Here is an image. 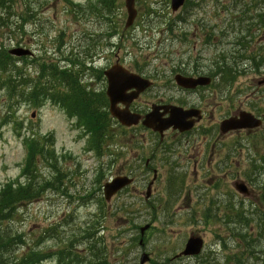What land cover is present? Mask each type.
<instances>
[{
	"label": "rangeland",
	"instance_id": "1",
	"mask_svg": "<svg viewBox=\"0 0 264 264\" xmlns=\"http://www.w3.org/2000/svg\"><path fill=\"white\" fill-rule=\"evenodd\" d=\"M72 1L81 7H69L65 0H16L25 18L20 44H9L6 36L0 44L8 50L28 46L36 51L45 42L50 48L51 43L67 46L83 38L91 47L95 39L83 35L87 26L82 23L91 19L89 7L98 1ZM117 2L114 14L106 13L109 20L100 21L102 28L96 24L92 28L105 33L102 55L114 60L116 52L134 51L136 66H172L187 58L208 73L222 58L229 63V40L238 37L245 24L254 28L260 19L264 29V0H196L200 6L189 5L177 12L168 0H142L141 19L121 48L120 43L114 46L106 39L115 27L123 31L126 12L122 0ZM151 2L154 14L148 12ZM132 33L137 34V51L127 41ZM16 65L24 76L18 89L15 82L13 86L6 83L12 75L0 71V190L8 183L26 188L37 179L45 189L37 200L18 204L14 216L2 224L9 235H21L24 241L12 247L9 255L20 257L33 248L43 255L36 264H90L96 256L110 264H140L143 253L150 256L146 264H264V174L252 168H210L202 162L196 166L194 154L182 144L178 149L182 160L176 165H168L170 155L156 158L159 180L151 188L152 208L145 199L153 175L146 179L144 167L137 168L141 157L144 163L152 155L151 137L134 139L118 133L110 148L102 146L101 153L91 149L92 143L71 113L45 98L30 100L28 93L37 78L34 62L21 60ZM217 103L214 119L229 109L227 101ZM32 141L41 152L31 165L27 142ZM43 153L51 154L54 167L43 160ZM114 158L118 160L113 164ZM61 174L60 189L46 187V182L54 183ZM128 174L136 178L134 186L106 203L105 183ZM242 181L255 189L253 196L236 189L235 183ZM147 224L150 229L141 246L140 229ZM190 236L203 238L202 253L176 258Z\"/></svg>",
	"mask_w": 264,
	"mask_h": 264
},
{
	"label": "flooded vegetation",
	"instance_id": "2",
	"mask_svg": "<svg viewBox=\"0 0 264 264\" xmlns=\"http://www.w3.org/2000/svg\"><path fill=\"white\" fill-rule=\"evenodd\" d=\"M97 1L89 7V11L92 12V17H89L91 19L82 23L87 26L83 35L95 39L91 47L86 45L83 38L77 44L72 40L67 46L61 43L57 47V43H51L48 48L46 42L41 44L33 58L37 69L36 80L42 84L47 83V66L81 72L83 94L98 95L100 102L105 105L103 111L109 112L110 100L106 93L108 78L105 72L113 65L121 64L129 73L137 75V80L141 83L140 89L143 87V90L140 92L138 88L127 90L124 103H117V108L131 114L133 118H139L138 123L130 127L124 126L109 112L107 121L111 124L106 126L105 133L114 137L118 133H126L134 139L146 135L151 137L154 143L152 155L146 156L144 163L141 157L140 165L137 166L140 169L144 167L142 173L146 179L149 174L153 175L152 180L147 184V189L151 183V188H154L159 180L155 164L158 154H161L163 160L170 155L168 165H176L182 160L181 151L178 150L182 144L194 154L196 166L197 163L202 162L210 165V168L222 170L252 168L264 174V29L263 24L259 22L260 19L257 20L254 28H248L245 24L238 37L229 40V76L225 82L219 81L222 76L219 74L218 66L206 73L197 62L191 64L187 58L181 59L178 64L162 67L134 65L133 57L137 59L134 51H130L129 55L116 52L113 56L114 60L106 58L102 55L105 33L92 28L95 24L102 28L104 23L100 22L101 20L107 22L105 0ZM169 1L171 3V0ZM140 3L142 0H136L138 15L134 25L130 29L123 28L122 33L120 28L117 29L116 33L110 36V44L118 46L120 43L121 48L125 45L127 35L136 29V24L141 19L140 6L138 7ZM199 4L200 2L196 0H185L180 10L189 5L198 7ZM73 11L72 9L70 16L72 19ZM93 17L98 20L97 23ZM179 30L186 29L179 28ZM137 40V34L134 33L131 34V39L127 40L131 41L136 51ZM64 50L67 55L62 54ZM128 61L131 63L128 64ZM251 74L255 75L252 79H250ZM240 78L247 79L240 82L238 81ZM178 79L184 85L179 84ZM65 88L71 97L72 88L68 85ZM68 94L67 98H69ZM130 97H133L131 101L128 99ZM221 100L229 103V109L214 119L218 112L217 102L221 103ZM151 115L159 122L182 115L179 119L187 125H192V128L180 131L172 127L159 133L145 125V121ZM245 117L250 118L251 127L229 130L225 134L221 132L223 121L229 119L240 123ZM138 159L139 155L135 161ZM172 159L174 160L171 161ZM117 160L118 158H114L113 164ZM134 179L136 183V178ZM238 183L244 184L247 196H253L255 189L252 187L251 190L252 185L249 182L247 184L244 181L236 182L235 185ZM64 190L63 186L60 192ZM67 191L68 189L66 193ZM153 197L154 194L150 191L145 199L152 208Z\"/></svg>",
	"mask_w": 264,
	"mask_h": 264
},
{
	"label": "trees",
	"instance_id": "3",
	"mask_svg": "<svg viewBox=\"0 0 264 264\" xmlns=\"http://www.w3.org/2000/svg\"><path fill=\"white\" fill-rule=\"evenodd\" d=\"M115 3H117V0H105L106 9L110 13L116 8ZM24 20V13L20 7L16 6V0H0L1 39L6 36L9 39V44H14L15 42L20 44L21 23H23ZM5 47L6 46L2 42L0 44V71L1 73L11 74L12 77L10 80L8 79L6 83L12 85V83L15 82L16 85L14 87L18 89V84L23 81L22 71L16 65L18 59L10 56L8 54V49ZM218 64L219 74H221L222 80L226 82L229 76V63L226 62L225 58H222ZM47 77L49 81H47L46 84L40 83L38 86L36 82L34 83L36 86L30 92L31 98H34V96L38 94L43 96L51 95L52 98H55L56 94V98L59 100L58 102L63 105L67 112L71 113L72 117L78 118L80 126L86 128L89 135V142L92 143L90 148L92 149L93 147L100 153L101 147L106 144L107 141H112L113 139V136H107L105 133L106 126L110 123L107 121L109 113L102 110L104 105L100 102V97L85 96L79 84L77 74L49 67ZM66 85L72 88L70 91V93H72L71 97L66 88L63 92L59 89L60 87H66ZM67 94L69 98L66 97ZM27 146V163L32 165L36 155L41 152L40 146L38 148V143H35V141L27 142ZM42 158L47 164L54 167L50 153H43ZM62 178L63 175L61 174V177L58 176L54 183L52 181L46 182V187L60 189L58 184L61 185V183L64 182ZM38 183L36 184L35 181L32 182L31 180L26 188L21 184L15 185L13 183H8L0 190V264H36L42 261L43 255L41 252L33 248H31L29 253L21 255L20 257L9 255L12 247H16L24 243V241L21 235H9L2 226L5 221L10 220L14 216L19 207L17 206L18 204L22 205L37 200L40 195V190L45 189L43 184L39 183L38 186ZM95 247L98 248L97 244H95ZM94 258H96V261L94 260V262L90 264H110L107 258H99L98 256Z\"/></svg>",
	"mask_w": 264,
	"mask_h": 264
},
{
	"label": "water",
	"instance_id": "4",
	"mask_svg": "<svg viewBox=\"0 0 264 264\" xmlns=\"http://www.w3.org/2000/svg\"><path fill=\"white\" fill-rule=\"evenodd\" d=\"M126 1V8L128 12V21H127V27L131 26L133 21L135 20V17L137 15V11L135 9V0H125ZM185 0H172V8L173 11H177L184 3ZM11 55L16 57H22L30 55L31 52L22 48H16L12 49L9 52ZM109 79V88H108V96L111 101L110 106V112L111 114L118 118L119 121L126 126H131L133 124L138 123L139 118H133L129 113L123 112L118 110L117 103L123 102L126 99L125 93L127 90L132 88H138L139 92L142 89L139 86V81H137V76L127 74L125 73L120 67H115L109 72L106 73ZM179 84L184 85L182 81L178 79ZM143 86V85H142ZM147 85H144V87ZM129 101L133 99V97L128 98ZM182 115H176V117H173L170 120L159 122L155 119L153 115L151 117L147 118V121H145V125L148 127L153 128L155 131H158L162 133L165 130H168L169 128L173 127L174 129H179L180 131H186L190 130L192 128V125H187L184 121L179 119ZM34 117V115H33ZM250 118L245 117L243 118L240 123L236 122L234 120H225L221 124V131L222 133H227L229 130L237 129V128H247L251 127L250 125ZM133 182L132 179L128 177H116L113 180L109 181L104 186V196L105 200L107 202L111 201L112 197L127 186H129ZM237 189L242 192L246 193L245 186L242 184L237 185ZM149 226H146L142 229V233L146 229H148ZM203 248V240L200 237H191L185 246L184 251L181 253L182 256H196L199 255ZM148 261L147 254H143L141 257V264H145V262Z\"/></svg>",
	"mask_w": 264,
	"mask_h": 264
}]
</instances>
